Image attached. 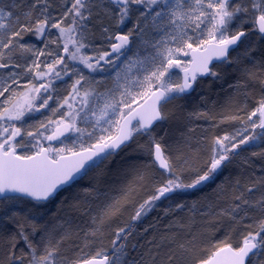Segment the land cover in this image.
Here are the masks:
<instances>
[{
	"label": "snow or ice",
	"instance_id": "1",
	"mask_svg": "<svg viewBox=\"0 0 264 264\" xmlns=\"http://www.w3.org/2000/svg\"><path fill=\"white\" fill-rule=\"evenodd\" d=\"M68 2L71 6L58 17L50 11L53 7L51 0H32L26 11L20 8L16 0H11L10 4L0 0V60L5 56L4 49H8L12 54H15L13 49L21 54L31 53L34 59L25 67V72L31 73L33 68L41 67L37 62L39 56L51 57L50 63H44L47 72L36 71L34 78L52 76L62 79L61 73L63 76L79 73V77L71 86L75 96L81 95L77 86L83 87L81 82L87 81L88 78L82 70L71 67L68 61H77L89 72H96L98 69L106 71L103 65H107L108 68L115 66L116 87L106 89L104 92L95 89L85 90L81 97L82 107L75 113L64 114L70 116L67 123H64L63 119L59 122L64 125L63 130L58 127L55 133L45 137L47 140H56L68 131L79 133L81 136L86 133L94 142L88 147L82 145L79 152L68 149L76 157L73 163H68L67 157L62 155L64 148H44L41 145L40 150L33 155L18 154L17 147L26 146L22 141L14 142L16 137L22 136V129L12 123L7 127L0 123V137L8 133L0 140V239H6L7 248L0 257V264H136L135 261L127 260L129 241L136 235L137 222L142 221L155 209L158 201H171L186 190L206 185L214 180L218 171L231 163L234 156L239 155L241 146L254 145L255 141L264 137V95L261 96L258 107L247 117L253 129L259 128L262 131L259 134L243 136L237 133L239 139L227 135L214 138L210 158L200 168H193L184 154H178L173 158L164 143L167 131L165 130L163 134L157 133L160 122L170 119V114L164 111L165 105L181 99L184 94L194 90L197 73L217 80L224 78L225 73L222 70L208 66L211 56L198 61L196 71L191 74L182 66L176 54L183 52L184 48L195 51L193 42L197 40L201 45L215 41L212 55L220 60L221 64L242 65L239 69L240 78L235 84L229 85L230 87L247 96L249 86L258 84L261 92L264 93V51H261L260 57H255L258 50L257 42H262L261 47L264 48V0H66V3ZM101 15L109 20H115L117 28L133 17L135 23L126 33L117 31L113 36L109 28L100 20L102 33L107 34L106 39L111 51H100L98 55L90 56L82 51L89 46L86 42L90 31L88 23L93 16L100 18ZM69 18L71 22L66 23ZM249 18H254L255 24H258L259 35L255 40L249 39L243 52L232 58L230 49L239 46L249 37V32L244 29ZM207 23L211 26L207 27ZM233 24L236 25L235 28L232 27ZM255 24L253 31L256 30ZM202 25H206V28H202ZM53 29L58 32L55 39H52ZM189 30L194 35H190ZM205 30L207 39L203 38ZM151 33H156L159 38L154 36L152 39H146L145 37ZM25 34L35 36L37 41H41L46 46L56 44L59 48L62 44L65 55L55 50L46 51L37 48L35 44L24 43ZM134 34L140 38L145 50L151 49V51L144 56L137 53L135 57H129L122 64H118L120 58L129 50ZM9 67L20 68L21 65L0 62V69ZM173 68L184 71L182 81L172 78L170 70ZM134 69H136L135 73ZM141 73H143L142 78ZM18 76V73L9 74L12 85L18 84ZM95 83L99 86L101 81ZM51 86L52 80L49 79L47 83H41L38 87L25 86L26 92L19 93L15 100L9 97L4 101L6 106L0 107V122L5 119L22 121L26 113L50 108L49 101L53 96L48 94L43 98L40 93H48ZM136 88L143 90L142 94L151 99L147 116L140 112L133 114L131 104L136 102V96L140 94L135 91ZM12 90L11 85L2 87L0 97ZM93 96L95 102L90 99ZM38 99L43 101L39 105L35 104ZM64 103H68L67 97ZM68 107L71 108L72 105L68 104ZM51 111L55 115L58 109ZM257 114L259 123L253 120ZM190 115L200 118L205 114ZM78 116L89 124L92 131L77 127ZM137 116L139 120L133 124ZM49 123L55 121L49 120ZM114 126L118 129V133L113 132ZM40 127L45 125L41 123ZM26 135L34 137L44 134L28 131ZM138 137L146 138L145 143H139ZM133 142H136V147L131 149L129 155L143 153L149 157L147 161L138 165H130L136 171V179L140 182L137 186L143 188L151 179L149 176L151 169L162 170L161 178L152 181L150 193L141 202L135 204L128 221L115 229L111 241V254L97 252L91 259L82 262L62 256L61 245L66 240H71L73 233L65 229L62 224L49 228L47 224L39 223L36 217L41 213L35 211L37 205L49 201L61 186L72 183L77 176L87 175L91 169L100 168L105 161L110 163L112 157L130 148ZM39 144L40 141L37 139L36 145ZM53 152L55 155L50 156ZM252 156L264 158V149L258 153L253 152ZM247 162L245 160V163ZM98 175L102 176L103 171ZM257 183L264 184V178L247 186L246 192L254 191ZM94 192L95 188L82 189L85 197L91 196ZM134 192V187H126L120 198L106 204L98 215L92 216L94 227L90 232L85 233V237L96 236L107 222L121 214L128 206ZM233 199L239 203L230 205L229 209L221 210L219 215L237 220L243 206L256 207L264 212V196L251 203L244 198V193L234 196ZM30 202H35L32 208L25 209L24 206ZM78 207L79 202L70 205L72 209ZM176 208H183V204L177 203ZM168 211L165 209V214ZM245 217L247 212L244 217L237 220V223L242 222ZM9 225L12 226V230H9ZM57 229H62L58 239L55 237ZM147 231L148 229L145 228L144 232ZM37 236L39 240L36 239ZM160 246V244L156 245L157 248ZM131 247L135 250L136 244H132ZM179 247L182 251H187L184 244ZM222 253L226 255L221 256ZM262 256H264V217L259 220L256 230L249 231L243 237L240 247L234 248L231 244L225 243L209 258L199 260L198 264H253V262L264 264ZM155 258L153 254L152 264H155ZM174 259H177L175 255H169L168 264H172Z\"/></svg>",
	"mask_w": 264,
	"mask_h": 264
},
{
	"label": "trees",
	"instance_id": "2",
	"mask_svg": "<svg viewBox=\"0 0 264 264\" xmlns=\"http://www.w3.org/2000/svg\"><path fill=\"white\" fill-rule=\"evenodd\" d=\"M94 20L96 23L94 21L93 25L100 22L97 17ZM101 20L104 24H112V20L106 17L101 16ZM130 26L133 27L132 24ZM253 28L254 18H251L249 24L244 26V29L249 32V37L230 51L232 58H236L243 52L249 39L255 40L259 35L256 30L253 31ZM261 43L257 42L258 50L255 53L257 58L260 57L261 51H264ZM241 67L242 65L235 63L214 64L212 68L220 69L225 73L223 79L199 77L194 90L172 102L173 105L171 103L165 105L164 111L170 114L173 125H170V119L160 122L157 133L163 134L165 130L167 131L164 143L173 158L178 154H184L193 168L202 167L210 158L214 138H218L220 134L227 131L229 126L239 125L238 123L247 117L250 110L258 107V102L264 95L258 84L249 86L247 96L229 86L235 84L240 78ZM168 105L172 106L171 112L167 111ZM191 113L205 115L197 118L195 115H190ZM231 117H238V119H231ZM37 137H30V139L36 142L37 139L39 140ZM137 140L143 144L146 138L138 137ZM135 147L136 142H133L130 148L112 157L110 163L105 161L100 168L91 169L87 175L79 176L70 185L59 190L49 201L37 205L35 211L41 213L36 217L39 223L47 224L49 228L62 224L65 229L73 233L72 239L66 240L61 245L62 256L77 261L95 256L97 252L111 254V241L115 229L128 221L135 204L141 202L150 193L152 181L161 178L162 170L151 169L149 171L151 179L143 188L137 186L140 182L136 179V171L130 165H138L147 161L149 157L143 153L129 155L131 149ZM244 150H247V147ZM250 155L245 153V156ZM259 160V165H251L252 181L246 180L243 183V180L238 178L239 187L234 185L230 187L228 183L222 182V179L226 177H223L226 169H222L215 174L214 180L206 185L186 190L176 195L171 201H158L157 207L142 221L137 222L136 235L129 241L127 260L135 261L136 264H152V255L155 254V264H168L167 257L175 255L177 259H174L172 264H197L199 260L206 259L225 243L239 247L243 237L249 231L258 228V222L264 217V212L256 207L243 206L237 220L244 217L245 212L247 217L240 223L219 213L221 210L229 209L230 205L239 203L233 197L241 193H244V198L250 203L264 196V185L259 183L256 184L254 191L246 192L247 186L255 183L262 176L264 178V158ZM101 171L103 175L99 176ZM85 187L95 188V192L85 197L82 193ZM126 187L135 188L128 206L121 214L107 222L96 236L85 237V233L90 232L94 227L92 216L98 215L106 204L120 198ZM77 202H79L77 209L70 208V205ZM34 203H28L24 206L25 209L32 208ZM177 203L183 204V208H176ZM165 209L169 210L167 214ZM249 225L251 227H248ZM145 228L148 229L147 232H144ZM9 230H12L11 225ZM61 233L62 229H57L55 237L58 239ZM36 239L39 240V236ZM132 244H136L135 250H132ZM157 244L161 246L157 248ZM181 244L185 245L187 251L180 249ZM6 251V239H0V257ZM261 258L264 259V256Z\"/></svg>",
	"mask_w": 264,
	"mask_h": 264
},
{
	"label": "rangeland",
	"instance_id": "3",
	"mask_svg": "<svg viewBox=\"0 0 264 264\" xmlns=\"http://www.w3.org/2000/svg\"><path fill=\"white\" fill-rule=\"evenodd\" d=\"M20 1V2H19ZM24 2V3H23ZM6 4H10L11 0H5ZM20 8L22 10H27V6L30 5L32 3V1L28 0H17L16 2ZM51 3L53 5V7L50 9V11L52 12V14L54 15V13H63V11L67 8L70 7V2L66 3V0H51ZM210 11V10H209ZM63 15V14H62ZM103 16V15H101ZM94 18L95 16H93V18L89 21L88 23V28H89V32H88V39H87V43H88V48L87 49H83L82 51L85 52L87 55L93 56V49H92V45L96 44L97 41H103V38H106L107 34L102 33L101 27H100V22L97 23L96 25L94 24ZM101 20V17L99 18V21ZM251 18L248 19V22L245 23V25L249 24ZM103 21V20H102ZM112 24H104V26L106 27H115L116 28V23L115 20L111 21ZM128 22H130V24H133V22H135V18L133 17V19L128 20L125 22V24L120 25L119 28H117V30L123 29L124 28H128L130 29L131 26L130 24H128ZM96 23V21H95ZM244 25V26H245ZM125 26V27H124ZM210 23H207V27H210ZM235 24L232 25L233 28H235ZM122 27V28H121ZM202 28H206V25H202ZM56 32H54V30H52V39H55L56 35H58L57 30H55ZM114 34V33H112ZM189 34L190 35H194V33H192L189 30ZM32 36L30 39H26V37ZM159 38V36L156 33H151L150 35H148L147 37H145L146 39H152L153 37ZM102 37V39H101ZM100 38V39H98ZM139 37L134 35V39H138ZM203 38L207 39V32L205 30ZM140 40V38H139ZM24 43H28V44H35L37 48L40 49H45L46 51H58L59 53L62 52V44L60 45L59 48H57L56 44H48L47 46L45 44H43L41 41H37L35 36L33 35H26L24 36ZM97 45V44H96ZM199 45V46H198ZM204 44H199V41H195L193 42V46H197V47H202ZM145 49V48H144ZM188 50L187 48H184L183 52L176 54L177 58L181 61V64L183 67H185L188 62H189V56H188ZM148 51V49H147ZM5 52V56L2 60H0V62H5V63H17L20 64L21 67L20 68H12L9 67L8 69H0V90H2V87L4 86H8L11 85L12 87V91H9L7 93H5V95L3 97H0V107H4L6 106L4 104V101L9 99V97H12L14 100L16 99L17 95L19 93H24L26 92V87L27 88H31L33 85L35 86H39L42 83V79H35L34 78V73L36 71H46L47 69L44 67V63H48L51 62L48 56H39V53H37V56H39V59L37 60L38 63L41 64L40 68H33V71L31 73H26L25 72V67L31 63L32 59H34V57L32 56L31 53H19L18 50L13 49V52L15 54H12L9 52L8 49H4ZM146 52V50L144 51V53ZM187 53L186 55L184 53ZM44 59V62H43ZM68 63L71 65V67L82 70L84 75L88 78L87 81H82L81 84L83 85V87L81 86H77L80 90V96H75V94L73 93V89H72V84L74 82L75 79H77L79 77V73L72 75L71 73L69 74V76L63 77L62 75V79H56L53 78L52 79V87L49 89L48 93H40V95L43 98H46L48 94L53 96V99L49 101V105L51 106L50 108H44L41 109L39 112H31V113H26L25 117L22 119V121H7L6 119L0 123H3V125L5 127L8 126L9 123L15 124L17 127H20L22 129V136H18L16 137V141L14 142H23L26 146L25 147H17L16 151L18 154L21 155H27L30 154L36 150H38L40 148L41 145H47V148H52V149H60V148H64L65 151L63 153H67V152H71L68 151V149H71L72 151L81 149V146L83 145L84 147H88L91 143H93L94 141L91 140L87 134L85 133V135L81 136L79 133L76 132H72V131H68L65 132V134L60 137L59 139L56 140H47L45 137H47L48 135H52L53 133H55L57 131V128L59 127L61 129V126H63V124H60L59 122L61 121V119H63L64 123H67L70 120V116H65V113H75L76 111H78L81 107V97L83 96V93L85 90H91V89H95L98 92H104L103 91V87L101 86H97V84L95 83L96 81H101L103 79V75H105L106 72H104V70H97L96 72H89L88 69L84 68L82 64H79L77 61H68ZM103 68H106L105 66H103ZM172 73V78L174 80H180L181 81V69L180 68H173L170 70ZM133 72H136V69L133 70ZM10 73H18L19 76L17 77L18 79V84L16 85H12V81L9 77ZM141 78L143 76V73L140 74ZM116 77V74H115ZM31 81L32 83L29 84L28 82ZM123 82V79L121 78V83ZM116 87V85H115ZM114 87V88H115ZM112 88V89H114ZM111 89V88H110ZM135 91L137 93H140L136 96V102L131 104V107L138 103L144 96L142 94L141 89L136 88ZM70 93H72V95H69ZM35 94V93H33ZM67 97L68 103H64L65 98ZM117 98L119 99V97L117 96ZM93 102H95V97L93 96L92 98H90ZM22 102V101H21ZM42 99H38L36 100L37 105H39L40 103H42ZM129 102L131 103V98H129ZM68 104H71L72 107L69 108ZM170 104V103H169ZM172 104V103H171ZM173 105V104H172ZM51 109H58V111L55 113V115H53ZM256 109V108H255ZM254 110V109H253ZM253 110H250V112H248L247 117L252 113ZM127 111V109H125V112ZM168 112L172 111V106L168 105L167 108ZM247 117L243 120V122L238 123L239 125L236 126H229V129L227 131H225L224 133L220 134L218 138H222L225 135L227 136H236L237 139L240 138V136L243 135H251V134H259L262 130L260 129H253L251 127V122L248 121ZM118 118V117H117ZM49 120L55 121V123H49ZM77 127L84 129L87 128L88 131H92L91 127L89 126L88 123H86L84 120L81 119V117H77ZM253 120H255L257 123H259V115L257 114V116L253 117ZM94 122V121H93ZM41 123H43L45 125V127H40ZM170 125H173V122L170 119ZM28 131H31L33 133L35 132H40L43 133L44 135L42 136H38L37 138H39L40 144L36 145V142L34 141V139H30V137H28L26 135V133ZM117 131L116 126L113 127V132L115 133ZM237 133H240V136H237ZM99 134V132L97 131V135ZM8 135V133H5L3 137H0V140L4 139L6 136ZM35 137V136H34ZM44 142V143H43ZM34 145H36L34 147ZM255 145V146H254ZM254 145H244L241 146V150L243 152H240L239 155L234 156V158L232 159L231 163H229L227 165V167H224L222 169H226L225 174L222 179V182L224 183H228V185L230 187H232L233 185L236 187H239L240 184H237V179L240 178L241 180H243V183L246 180H250L252 181V170H251V165H259L260 160L259 159H263L262 157L259 156H252L253 152H260L261 150L259 149H264V137L259 138L257 141L254 142ZM247 147V150H244V148ZM243 148V149H242ZM245 153L247 154H251L250 156H245ZM55 153H51L50 156H54ZM245 160H247L248 162L245 163ZM222 170L218 171L216 174H218L219 172H221ZM263 178V176H262ZM240 182V181H239ZM264 185V184H263ZM251 199V197H250Z\"/></svg>",
	"mask_w": 264,
	"mask_h": 264
},
{
	"label": "flooded vegetation",
	"instance_id": "4",
	"mask_svg": "<svg viewBox=\"0 0 264 264\" xmlns=\"http://www.w3.org/2000/svg\"><path fill=\"white\" fill-rule=\"evenodd\" d=\"M62 14L63 13H54V15L55 16H62ZM71 22V18H69L67 21H66V23H70ZM128 24H130V22H128ZM133 25V24H132ZM125 27V26H124ZM109 28V31L111 32V33H114L113 34V36L115 35V33L117 32V31H120V32H123V33H126L127 31H128V28L126 27V28H124L125 30H123V29H120V30H117V27L115 28L114 26L113 27H108ZM122 28V27H121ZM54 30V32H56L55 31V29H53ZM135 35V34H134ZM134 35H133V37H132V39H131V41H130V46H129V50L126 52V54L124 55V56H122L121 58H120V61H118L117 63L118 64H122L125 60H127L129 57H135L136 56V54L137 53H139V55L140 56H144V55H147L148 54V52H150L151 51V49H148V51L146 50V52L144 53V51H145V49H144V46H142L141 45V42H140V40H139V38L138 39H134ZM98 39H100V38H98ZM101 39H102V37H101ZM103 41H97V45L96 44H93L92 45V49H93V53H92V55L93 56H95V55H98L99 54V52L100 51H111V48H110V44H109V42L107 41V39L106 38H103L102 39ZM63 47V46H62ZM70 47H71V45H70ZM61 55H65L64 53H63V51L60 53ZM49 59H50V61L52 60V58L51 57H49ZM43 62H44V59H43ZM48 63H50V62H48ZM103 66H105L106 68L105 69H107L106 71H104V72H106L105 73V75H103L104 77H103V79L101 80V83L99 84V86H101L102 85V87H103V91H105L106 89H112V88H114L115 87V85H116V83H115V80H116V77H115V74H116V72H115V66L113 67V68H108V66L107 65H103ZM58 67V69H59V66H57ZM45 72H47V70L45 71ZM61 74H63V73H61ZM63 77H66V76H63ZM54 77H52V76H46V77H44V79L42 80V83H47V81L49 80V79H53ZM52 87V86H51ZM118 97H119V95H117ZM63 127H64V125L63 126H61V129H63ZM65 133V132H64Z\"/></svg>",
	"mask_w": 264,
	"mask_h": 264
},
{
	"label": "water",
	"instance_id": "5",
	"mask_svg": "<svg viewBox=\"0 0 264 264\" xmlns=\"http://www.w3.org/2000/svg\"><path fill=\"white\" fill-rule=\"evenodd\" d=\"M255 26H256V28H257V31H258V24H255ZM215 44V41H212L211 43H209V44H205L203 47H193L194 49H195V51H193L192 49H189V51H188V54H189V58H190V61H189V63H188V65L187 66H185L184 68H186L187 70H188V73L189 74H191L192 72H194V71H196V68H197V63H198V61H200V60H203V59H205V58H207V57H212L209 61H208V66L211 68L212 67V65L213 64H215V63H220L221 61L220 60H217L213 55H212V48H213V45ZM236 46H233V49L235 48ZM232 49H230V51H231ZM194 57L196 58V59H194ZM181 72V81L183 80V77H184V75H185V73H184V71H180ZM198 76H201V75H199V73H197V77ZM192 91V90H191ZM191 91H189V92H191ZM188 92V93H189ZM150 104H151V99H150V97L149 96H146V97H144V99L143 100H141L139 103H137L136 105H134L133 107H132V109L134 110V115L137 113V112H140V113H143L145 116H147L148 115V112H149V106H150ZM139 120V116H137L136 117V119L135 120H133V124H135L137 121ZM121 123H123V121H121ZM116 133H118V130H117V132ZM59 137H61V136H59ZM44 148H47L46 146H43ZM40 150V149H39ZM38 150V151H39ZM81 149H78V150H75V152H79ZM38 151H36V152H38ZM35 153V152H34ZM34 153H32V154H30V155H33ZM62 155H64L65 157H67V162L68 163H73L75 160H76V157H74L73 155H72V152H68V153H62ZM79 176H77V178H78ZM74 182V181H73ZM71 184V183H70ZM70 184H66V185H63V186H61L59 189H58V191L59 190H61L62 188H64V187H66V186H68V185H70ZM57 191V192H58ZM221 247H223V246H221ZM216 251V250H215ZM214 251V252H215ZM223 255H226V254H224V253H222L221 254V256H223ZM210 256H212V254L210 255ZM209 256V257H210ZM92 257H94V256H91V257H88V258H84V259H81V260H77V261H83V260H87V259H91ZM208 257V258H209Z\"/></svg>",
	"mask_w": 264,
	"mask_h": 264
},
{
	"label": "bare ground",
	"instance_id": "6",
	"mask_svg": "<svg viewBox=\"0 0 264 264\" xmlns=\"http://www.w3.org/2000/svg\"><path fill=\"white\" fill-rule=\"evenodd\" d=\"M32 1V0H31ZM16 2H17V0H16ZM31 35V34H30ZM32 36H29V37H26V39H30Z\"/></svg>",
	"mask_w": 264,
	"mask_h": 264
}]
</instances>
